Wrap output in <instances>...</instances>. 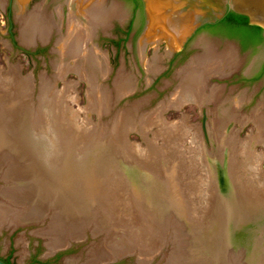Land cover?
Segmentation results:
<instances>
[{"label":"bare ground","instance_id":"obj_1","mask_svg":"<svg viewBox=\"0 0 264 264\" xmlns=\"http://www.w3.org/2000/svg\"><path fill=\"white\" fill-rule=\"evenodd\" d=\"M69 3L71 15L68 35L59 39L58 47L62 58L69 57L75 65L68 67V64L55 68L58 71L57 77H63L70 69H75L89 84L90 108L102 112L110 101H108V93L100 91L96 78L91 76L82 65L90 62L91 66L98 70L104 66L102 60L104 55L101 57L97 49L91 48L89 43L92 42L94 30L97 27L109 26L118 9L116 6L105 9L104 0H69ZM82 4H85L84 7ZM163 8H151L149 32L143 36L140 43L143 51L151 42L156 22L160 21L159 23L162 24H158L160 27L156 26L157 29L160 28L161 37L167 38L173 47L180 45L189 32L187 24L177 29L178 35H176L167 25L171 23H167L168 17L166 18ZM55 26L56 23L46 15L43 7H37L22 21L20 40L30 46L37 41L48 43ZM227 62L211 54L206 63L195 62L184 69L181 85L173 93L167 106L164 105L163 113L168 108L179 110L188 102L199 105L211 99L215 100L219 96L218 88L221 87L207 88L206 82L212 74L224 75ZM20 76L17 70L7 74L6 81H11V84L14 82L15 89L13 91L0 89V170L6 166L3 167L5 168L3 177L8 182L7 186L0 188L1 194L7 201L6 204L0 203V228L5 225L37 221L47 210L53 209V221L48 232L49 237L55 238L54 240L50 238V245L55 252V249L65 242L64 237H80L92 219H95L98 230H105L107 235H110L116 227V219H128L129 225L125 229L123 227L124 235L120 241L111 246L106 244L105 246H109L108 250L103 249L99 254L92 255V264H102L110 258L118 259L122 255L134 252H139L141 264L148 263L161 252L167 239L172 237L176 247L166 264H264V150L255 149L259 144L264 145L263 112L256 110L251 118L259 129L258 134L252 137L250 135L245 141H241L240 147L237 146L238 143L236 144L235 133L216 134V139L213 135L216 143L213 148L216 151L207 156L208 167L207 165L206 167L209 168L210 173L207 175L213 176L217 184V190L212 193L213 195L209 193V197L210 194L213 197L210 198L211 201L207 206L210 208L209 217L208 214L203 217L193 206H190L193 205L195 197L191 202L183 195V198L190 203L189 211L192 219L196 221L194 224L188 222L184 204H181L179 197L181 195L174 190L177 185L174 168L161 164L154 166L149 162L150 157L148 159L145 157L144 148L142 149L138 144L130 143L125 152L121 130H118L120 128L116 132L117 127L114 125L115 136L114 134L112 136L106 134L103 138L100 134L92 136L93 141H90V148L87 147L88 152L82 151L85 147L76 150L74 144L76 138L73 137L72 131L77 128L76 125H79L75 123L78 113L68 104L69 101H77L76 94H71L75 87V83L71 84L73 81L68 84V88L65 86L61 93H55L48 84L50 81L47 83V79L44 78L46 81L43 83L38 103L40 109L37 111V108L36 110L33 108L32 114H29L24 106L32 95L33 82L28 79L22 80ZM123 77L120 76L116 83L117 91L121 95L127 93L130 87L128 80ZM208 89H210L209 93ZM118 117L122 118L121 115ZM123 120L124 117L121 119L122 123ZM163 125L165 128H162L160 135L162 133L165 138H170L174 134L176 138L178 122L165 124L163 121ZM169 128L173 133L164 134L165 131L172 132ZM105 138L110 140L99 143L100 139L103 141ZM236 147L240 148L239 152ZM235 149L241 156L237 159L234 158L237 154ZM223 151L229 152L226 157L231 160L226 186L216 182L218 176L222 179L216 163L218 159L224 158ZM141 162L152 171L153 175L140 168ZM124 180L126 185L121 187ZM168 184L172 185L169 187ZM205 184L212 185L209 179ZM211 185L210 187L213 188ZM125 190L128 193L125 194ZM124 194L129 206L125 218L118 211L125 201ZM207 195L203 194L205 198ZM12 205L18 208L12 209ZM186 219L187 225L182 223ZM178 222L182 223L179 231L173 226L176 223L181 225ZM178 232L184 236L185 241L179 239Z\"/></svg>","mask_w":264,"mask_h":264},{"label":"rangeland","instance_id":"obj_2","mask_svg":"<svg viewBox=\"0 0 264 264\" xmlns=\"http://www.w3.org/2000/svg\"><path fill=\"white\" fill-rule=\"evenodd\" d=\"M13 6L14 0H0V75L5 72L2 75L3 77H0L3 80L2 82L0 79V87L4 85L0 89L5 88V90L11 91L15 89L14 82L11 84L10 80V82L6 81L7 74L9 75L14 70L20 73L22 80L28 79L31 83L33 82L31 86L32 95L24 106L25 111L32 114L33 108L35 110L37 108V111L40 109L38 103L41 98L43 83L46 81L44 78L47 79V83L50 81L48 84L52 86L51 88L55 90V93H61L65 86L68 88V84L73 81L71 84L75 83V87L71 94H76L77 101H69L68 104H70V108L78 113L75 123L79 125H76L77 128L72 131L74 133L73 137L76 138L74 140L76 150L85 147V150L82 151L84 153L88 152L87 149L90 148L92 136H98L99 134L102 138L106 134L110 136L114 134L115 136L117 129L120 128L118 130H121V138L126 148L124 149L125 152H127L130 143L138 144L140 147L142 146V149L144 148L145 157L147 159L150 157L149 160L151 161H147L151 164L154 166L169 165V168H174L175 182L177 183L174 190L182 196L179 197L181 204H184L188 222L194 224L196 222L192 219L189 211L190 203L188 202L190 200L193 202L194 197L196 201L194 200L193 205L190 206H193L203 217L206 216L210 211V208L207 207L209 201H211L210 198H213L211 196L217 190V184L212 178L213 176L207 175L210 173L208 172L209 168H207L208 162L206 160L207 156L215 150L213 147L216 145L214 140L217 138L216 134L235 133L236 144L238 143L237 146L239 147L241 141H245L250 135L252 137L258 134L259 129L251 118L256 110L264 113V44L255 52L251 50L244 52L236 40L212 35L206 31H199L197 34L194 33L190 36L187 46H180L182 45L180 44L173 47L167 38L161 37L160 28L157 29V27H160L158 25L160 24L159 21L155 23L157 27L155 26L156 29H153L151 42L146 45L143 51L140 46L141 39L149 32V27L146 29L145 11L135 12V4L132 0H104L105 9L116 6L118 13L110 20L109 26L106 28L97 27L94 30L92 42L89 43L91 48L97 49L101 57L104 55L102 59L104 66L98 70L93 68L90 62L82 65L87 72L89 71L91 76L96 78L100 91L109 94H107L108 101L110 100L107 101L109 107L106 105V110L104 108L102 112H98L96 108L95 111L90 108L87 80L81 78L75 69H70L65 74L66 77H57L58 71L56 69L59 66H68L69 64L68 67H70V65H75V62L69 57L64 56L62 58V53L58 47L59 39L68 35V22L71 15L69 0H28L19 18H16ZM37 7H43L46 15L54 20L56 26L53 28L48 43L37 41L35 42L36 45L32 44L30 46L21 42L20 30L22 21L29 17ZM211 54L228 61L225 76L212 74L206 82L207 88L221 87V89L218 88L219 96L215 100L211 99L207 103L199 104L200 106L188 102L179 110L168 108L163 113L164 107L167 106L166 104L173 97V93L181 85L183 70L187 69L188 66H192L195 62L206 63ZM255 58L257 59L254 63ZM120 76H124L123 79L128 80V83H130L129 90L123 95L117 91L116 87ZM6 83L8 84L6 85ZM204 90L207 91V89ZM209 91L210 89H208V93ZM119 115L122 118L118 117ZM123 117L122 123L121 119ZM183 119L185 120L182 121ZM163 121L165 124L167 122H178L175 131L176 138L174 134L170 138H165L162 133L160 135V131L162 132L164 127ZM170 131L172 132L165 131L164 134H172L173 130ZM195 138L197 142H200L197 143ZM101 139L99 143L110 140L105 138L101 141ZM174 142L176 145H174ZM202 142L203 144H200ZM239 147H236L238 152ZM156 148L159 150L157 151ZM236 149L235 153L238 155L234 153V158L237 159L240 153L236 152ZM255 149L262 151L264 145L259 144ZM200 150L201 152L197 153ZM128 152H130L129 149ZM159 153H162V155H159ZM228 153L223 151L224 158L222 160L218 159L216 164L219 169L226 171L229 177L231 160L226 157ZM142 161L144 162V160ZM123 162L125 163V161ZM140 165L141 167H139L144 172L152 174V171L147 169L142 162ZM3 167L6 168V166ZM3 167L0 172V188L8 185L6 179L3 178V171L5 170ZM171 173L169 174L171 175ZM205 179L206 181L209 179L212 185L207 186ZM216 182L221 185L220 176H218ZM122 183L121 187H125V180ZM126 192L125 190V194ZM1 193L2 189L0 191V203L6 204L7 201ZM204 193L208 194L206 198L203 196ZM209 193L213 194H210L209 197ZM125 194L123 198L125 201L118 208L120 215L124 218L127 217V207H129L126 203L128 201ZM183 195L188 198V201L183 198ZM13 208L17 209L18 206L12 205ZM53 211V209L47 210L42 218L34 222L5 225L0 228V255L11 256L14 264H92L91 257L118 243L124 235L123 227L125 229L129 225L128 219H116L117 225L115 224L116 227L108 236L105 230H98L95 219H92L84 228L82 235H80L81 238L64 237L66 238L65 243L71 242V246L62 251L58 250V248L61 249V246H58L54 252V248L52 249L50 245V238L52 237H49L48 232L53 221ZM207 217H209V214ZM187 219L182 223L187 225ZM182 223H180L181 225L176 223L173 226L179 231ZM116 229L119 231L117 232ZM178 235L180 236L179 239L185 241L182 234L180 235L178 232ZM52 239H55L54 236ZM104 241L106 242L104 243ZM174 241L173 237L167 239V243L163 244L161 252L144 264H166L176 247ZM106 244L109 246H105ZM34 258L37 260L36 262H33ZM140 258L139 252H134L122 255L118 259L115 257V260L110 258L108 259L110 262L106 260L107 262L101 263L141 264Z\"/></svg>","mask_w":264,"mask_h":264},{"label":"water","instance_id":"obj_3","mask_svg":"<svg viewBox=\"0 0 264 264\" xmlns=\"http://www.w3.org/2000/svg\"><path fill=\"white\" fill-rule=\"evenodd\" d=\"M26 1L14 0L13 9L16 18L21 17ZM142 3L146 16V29L149 25L151 8L164 7L166 18L168 17L167 23H171L166 24L176 35H178L177 29L185 27L187 24L189 25V32L181 42L182 46L188 42L190 36L196 33L200 27L205 24H215L225 18L230 12L247 16L252 23L258 24L264 29V0H142ZM256 59H254V63ZM222 76H225V74ZM220 171L222 183L224 185L228 184V174L222 169ZM71 239L74 238L71 237ZM60 246L61 249L59 248L58 250H66L71 246V242L67 244L63 242ZM0 264L7 263L0 259Z\"/></svg>","mask_w":264,"mask_h":264},{"label":"trees","instance_id":"obj_4","mask_svg":"<svg viewBox=\"0 0 264 264\" xmlns=\"http://www.w3.org/2000/svg\"><path fill=\"white\" fill-rule=\"evenodd\" d=\"M132 2L135 4V10H143L142 0ZM203 28L216 36L238 41L244 52L249 50L255 52L264 44L263 27L252 23L247 16L233 12L215 24H206Z\"/></svg>","mask_w":264,"mask_h":264},{"label":"flooded vegetation","instance_id":"obj_5","mask_svg":"<svg viewBox=\"0 0 264 264\" xmlns=\"http://www.w3.org/2000/svg\"><path fill=\"white\" fill-rule=\"evenodd\" d=\"M137 11H143V10H141V9H136L135 12H137ZM205 25H206V24H205ZM205 25H204V26H205ZM204 26L200 27V28L196 31L195 34H197L199 31H206V32L212 34L209 30L203 28ZM212 35H214V34H212ZM184 46H187V42L185 43ZM240 48L242 49L241 45H240ZM242 51H243V50H242ZM11 255H12V254H11ZM0 259L3 260L4 262H6L7 264H14L13 261H12L11 256H9V257L7 256V257H6V256H1V255H0ZM36 261H37V260L34 258V259H33V262H36Z\"/></svg>","mask_w":264,"mask_h":264}]
</instances>
